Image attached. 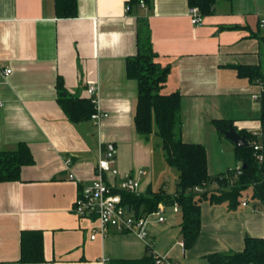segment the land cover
I'll return each instance as SVG.
<instances>
[{"label": "crops", "instance_id": "crops-1", "mask_svg": "<svg viewBox=\"0 0 264 264\" xmlns=\"http://www.w3.org/2000/svg\"><path fill=\"white\" fill-rule=\"evenodd\" d=\"M76 1L77 16L59 18L55 0H0V151L25 143L33 157L18 181L0 183V264H128L148 253L209 264L210 254L241 252L247 236L264 238V207L248 201L233 212L201 204L199 235L188 250L181 212L171 206H163V222L148 219L146 239L111 230L91 240L95 218L72 210L107 152L113 163L103 174L106 183L136 179L140 194L176 191L178 172L167 169L160 139L135 130L137 82L127 78L125 62L137 51L138 18L148 22L157 62L169 66L162 93L181 96V140L204 146L210 176L233 169L216 161L214 147L231 146L238 166L235 146L212 121L261 132L260 105L252 99L259 81L240 77L234 67L264 74V42L256 36H264V0H218L200 26L191 24L187 0H153L150 8L132 10L128 0ZM58 79L81 99L90 98V85L97 88L99 124L69 121L58 104ZM24 230L41 231L43 262H18Z\"/></svg>", "mask_w": 264, "mask_h": 264}, {"label": "trees", "instance_id": "trees-1", "mask_svg": "<svg viewBox=\"0 0 264 264\" xmlns=\"http://www.w3.org/2000/svg\"><path fill=\"white\" fill-rule=\"evenodd\" d=\"M150 8L153 0H128L129 10L140 6ZM218 0H187L189 7H197L202 16L214 12ZM230 1V0H225ZM141 7V6H140ZM55 13L59 18L77 16L76 0H55ZM264 42V36L256 35ZM136 54L125 62L126 76L137 82V105L134 116L135 130L141 137L151 135L161 141L166 164L178 172V183L173 194L162 188L147 191L145 194L121 193L123 204L128 206L136 217L155 212L159 205L177 204L182 215V241L185 250L195 243L201 227V204L211 206L225 205L233 212L241 206L244 195L255 205L264 207V93L257 102L260 105V134L246 130H237L232 121H212L218 132L232 127L244 137L248 147H234L235 160L238 163L225 173L210 176L207 172V155L204 146L188 144L181 140L180 100L178 92L163 94L169 66L157 62V54L151 43V33L145 18H138L136 28ZM240 77L258 80L264 84V74L258 67H234ZM58 104L72 123L90 119L95 113V104L91 99H81L67 94L60 79L57 81ZM260 140L262 156L259 162L254 154L252 142ZM33 164V157L25 143H18L11 150L0 151V183L19 180L22 166ZM241 173L236 176V171ZM126 233L127 231H122ZM209 264H264V238L247 236L244 247L237 253H213L207 256ZM41 231L24 230L20 234V263L43 262ZM152 253L143 259L128 264H151Z\"/></svg>", "mask_w": 264, "mask_h": 264}, {"label": "built area", "instance_id": "built-area-1", "mask_svg": "<svg viewBox=\"0 0 264 264\" xmlns=\"http://www.w3.org/2000/svg\"><path fill=\"white\" fill-rule=\"evenodd\" d=\"M140 6L143 7V2L140 1ZM129 8L127 7V10ZM188 15L190 22L193 26H200L203 24L204 16L201 15L197 7H189ZM264 25V20L261 21ZM10 70H5L4 74L7 75ZM259 92L252 95V99L258 101L261 93H264V84L258 82ZM88 94L93 103L96 105V92L97 88L90 85L87 89ZM96 109V107H95ZM101 115L97 110L91 115V120L95 124H99ZM253 149L256 152L255 158L260 162L262 156L257 154V151L261 150V146L256 141L252 143ZM69 162V161H68ZM113 158L111 153L107 152L104 158H99L96 166V178L89 184L82 186L78 198L73 204V213L79 218L91 219L95 218L97 226L93 229V234L90 236L91 240H94L97 235L106 236L111 230L115 231H127L135 232L141 238H147L146 224L148 219L152 216L157 217L158 222H163L164 217L163 205H159L158 209L148 215L142 217H136L131 209L126 210L125 204L121 199V193L127 194H140L138 180L125 179L116 185L108 184L104 181L103 174L111 171ZM240 171H236V176L240 175ZM139 174H143V171H139ZM70 179H73V175H69ZM242 206L246 205V202L241 203ZM174 212L179 211V206L175 203L171 206ZM102 264H108L107 261L102 260ZM152 264H177L164 256L152 254ZM254 264V263H251Z\"/></svg>", "mask_w": 264, "mask_h": 264}, {"label": "rangeland", "instance_id": "rangeland-1", "mask_svg": "<svg viewBox=\"0 0 264 264\" xmlns=\"http://www.w3.org/2000/svg\"><path fill=\"white\" fill-rule=\"evenodd\" d=\"M261 16H262V18H264V13L263 14H261ZM261 16H260V18H261ZM254 19V26H256L257 24H258V22H257V17H254L253 18ZM228 141V140H227ZM258 145H260L261 146V143H260V140H258ZM229 145V144H228ZM231 146H228V147H226V148H224V149H222V151L220 150V151H218V148L217 147H214V149H213V153L215 154V156L217 157V159H216V161L218 162V161H226L227 162V164H229L228 166V168H234L235 167V161H234V158H233V151H231V148H230ZM158 152L160 151V149L159 150H157ZM161 153V152H160ZM168 167V166H167ZM171 173H177L176 172V170L175 169H173V168H167ZM242 201H248L249 203H251V200L250 199H248L247 197H246V195H244L243 196V198H242Z\"/></svg>", "mask_w": 264, "mask_h": 264}, {"label": "water", "instance_id": "water-1", "mask_svg": "<svg viewBox=\"0 0 264 264\" xmlns=\"http://www.w3.org/2000/svg\"><path fill=\"white\" fill-rule=\"evenodd\" d=\"M220 133L237 148H245L249 146L246 139L240 136L232 127H229L227 130H221ZM126 210L128 211L129 207H126Z\"/></svg>", "mask_w": 264, "mask_h": 264}]
</instances>
